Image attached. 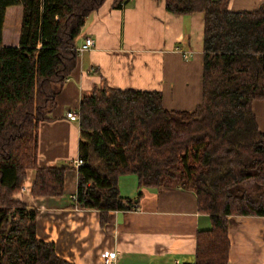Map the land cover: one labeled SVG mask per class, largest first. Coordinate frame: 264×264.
Segmentation results:
<instances>
[{"label":"trees","instance_id":"1","mask_svg":"<svg viewBox=\"0 0 264 264\" xmlns=\"http://www.w3.org/2000/svg\"><path fill=\"white\" fill-rule=\"evenodd\" d=\"M106 0H0V264H70L36 237L37 211L19 203L27 169L33 196L63 195L68 165L38 167L39 125L77 64L86 18ZM119 0L117 7L120 6ZM229 0H163L173 15H204L202 103L166 110L157 92L103 86L84 95L74 206L130 211L118 180L182 187L210 227L197 233L194 264H228V217H264V133L252 111L264 100V2L251 12ZM21 6L17 46H4L7 8ZM249 185V186H248Z\"/></svg>","mask_w":264,"mask_h":264},{"label":"crops","instance_id":"2","mask_svg":"<svg viewBox=\"0 0 264 264\" xmlns=\"http://www.w3.org/2000/svg\"><path fill=\"white\" fill-rule=\"evenodd\" d=\"M118 1L106 0L86 18L78 45L90 37L94 47L78 56L50 120L39 125L37 166H69L63 195L33 196L36 170L27 169L13 199L37 211V239L53 244L64 262L104 264L115 252L114 264H194L197 233L208 229L210 220L182 187L153 190L139 187L135 176H122L120 197L133 201L132 210L102 213L74 206L80 129L66 114L77 111L84 95L107 86L157 92L166 110L191 111L202 103L204 15L170 14L163 0H122L117 7ZM263 2L229 0L228 9L251 12ZM21 17V6L6 9L4 46L18 45ZM252 111L264 133V100L254 101ZM228 238V264H264V217H228Z\"/></svg>","mask_w":264,"mask_h":264},{"label":"built area","instance_id":"3","mask_svg":"<svg viewBox=\"0 0 264 264\" xmlns=\"http://www.w3.org/2000/svg\"><path fill=\"white\" fill-rule=\"evenodd\" d=\"M93 47H94V41L92 40V38L86 37L76 48L77 56H81L82 54L90 51ZM66 117L71 122H77V123L79 122L78 110L67 112ZM82 165H83V162L81 160H78L77 162H75L76 167H80ZM115 259H116V253L111 252L106 256L104 260V264H114Z\"/></svg>","mask_w":264,"mask_h":264},{"label":"rangeland","instance_id":"4","mask_svg":"<svg viewBox=\"0 0 264 264\" xmlns=\"http://www.w3.org/2000/svg\"><path fill=\"white\" fill-rule=\"evenodd\" d=\"M18 22H19V24H18ZM16 23H17V24L19 25V27H20V20H19V21L17 20V22H16ZM10 38H11V37H10ZM16 45H17V44H16Z\"/></svg>","mask_w":264,"mask_h":264}]
</instances>
